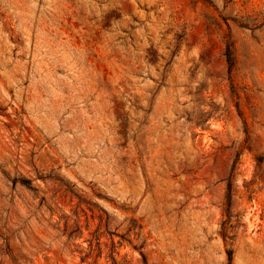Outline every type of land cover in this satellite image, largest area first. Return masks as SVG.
<instances>
[{
  "label": "rangeland",
  "instance_id": "374dc122",
  "mask_svg": "<svg viewBox=\"0 0 264 264\" xmlns=\"http://www.w3.org/2000/svg\"><path fill=\"white\" fill-rule=\"evenodd\" d=\"M0 264H264V0H0Z\"/></svg>",
  "mask_w": 264,
  "mask_h": 264
}]
</instances>
